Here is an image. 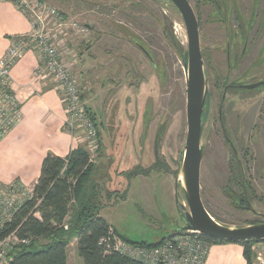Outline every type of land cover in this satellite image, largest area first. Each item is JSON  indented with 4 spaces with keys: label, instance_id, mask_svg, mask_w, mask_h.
<instances>
[{
    "label": "rangeland",
    "instance_id": "obj_1",
    "mask_svg": "<svg viewBox=\"0 0 264 264\" xmlns=\"http://www.w3.org/2000/svg\"><path fill=\"white\" fill-rule=\"evenodd\" d=\"M43 1L68 22L86 29L81 36L70 31L63 42L71 72L100 132L101 149L89 162L92 171L85 186L94 193L92 190L88 196L101 208L111 205L103 212L104 218L131 242L156 243L182 230L183 212L167 187V181L175 184L170 172L180 167L186 136L185 74L178 50L187 52V39L178 11L156 0ZM237 1L246 18L251 1ZM188 2L198 21L211 95L201 137L202 203L225 226L264 222V87L248 93L231 91L222 107L225 129L251 187L252 211L239 205L232 194L231 189L241 193L236 183H230L231 177L239 180V173L217 122L226 83L237 79L264 81V26L259 24L263 14L257 9V23L251 29L245 55L235 64L231 62L229 69L224 29L213 21L214 8L202 0ZM230 11L239 34L235 13ZM9 92L16 97L15 91ZM156 161L158 168L150 170ZM178 195L187 209L180 187ZM120 198L126 200L121 202ZM43 244L45 241L39 239L38 245ZM67 264H83L74 239L67 246Z\"/></svg>",
    "mask_w": 264,
    "mask_h": 264
},
{
    "label": "built area",
    "instance_id": "obj_2",
    "mask_svg": "<svg viewBox=\"0 0 264 264\" xmlns=\"http://www.w3.org/2000/svg\"><path fill=\"white\" fill-rule=\"evenodd\" d=\"M8 1L32 20L34 29L27 37L12 43L0 57V141L21 118L18 101L9 92L14 91L10 69L28 50H33L39 62L36 76L47 77L54 84L64 109V129L68 134L82 138L90 162L100 151L99 128L83 103L63 42V37L70 31L79 36L86 29L68 22L62 13L43 0ZM32 193L33 189H26L19 182L6 185L0 182V227L12 221ZM29 242L30 239H18L14 233L0 241V264L9 263L11 258L7 255L14 246ZM98 246L105 254L115 252L143 264H204L210 244L197 231L182 229L164 238L159 246L147 248L124 241L109 228ZM252 249L256 264H264V240L255 243Z\"/></svg>",
    "mask_w": 264,
    "mask_h": 264
},
{
    "label": "trees",
    "instance_id": "obj_3",
    "mask_svg": "<svg viewBox=\"0 0 264 264\" xmlns=\"http://www.w3.org/2000/svg\"><path fill=\"white\" fill-rule=\"evenodd\" d=\"M156 1L175 9L169 0ZM178 55L184 66L187 52L179 49ZM262 87L264 86L254 90ZM158 166L159 162L156 161L150 170ZM91 171L84 149H75L66 158L50 153L44 157L32 196L18 209L11 222L0 227V241L12 233L18 239H30L27 245H16L8 252L7 256L11 258L8 264H67V246L73 239L76 240L77 253L83 264H143L115 252L105 254L98 246L99 240L107 235L110 226L99 217V204L88 196L93 190L89 193L85 187L89 183ZM238 183L240 186L241 179ZM236 200L239 205L248 208V205ZM120 238L147 248L157 247L163 241L148 244ZM201 238L210 245L240 244L246 264L253 262L255 255L252 248L255 243L260 242L221 241L202 235ZM39 239H43L45 244L38 245Z\"/></svg>",
    "mask_w": 264,
    "mask_h": 264
},
{
    "label": "crops",
    "instance_id": "obj_4",
    "mask_svg": "<svg viewBox=\"0 0 264 264\" xmlns=\"http://www.w3.org/2000/svg\"><path fill=\"white\" fill-rule=\"evenodd\" d=\"M33 29L32 20L12 2L0 0V57L12 43L27 37ZM38 65L35 52L28 50L10 69L21 118L0 141V182L5 185L19 182L26 189H33L39 177L42 160L47 154L66 158L73 150L84 149L81 137L72 136L65 131L61 97L49 78L36 76ZM83 103L98 124L84 100ZM137 179L139 177L133 181ZM167 187L172 198H175V184L167 181ZM119 200L123 202L126 199ZM116 204L117 202H114V205ZM109 207L111 205L101 208L99 217L105 220L119 237L127 239L104 218L103 212L109 210ZM142 241L151 244L147 240ZM204 264H246L243 247L237 243L211 244ZM251 264H256V261L253 260Z\"/></svg>",
    "mask_w": 264,
    "mask_h": 264
},
{
    "label": "water",
    "instance_id": "obj_5",
    "mask_svg": "<svg viewBox=\"0 0 264 264\" xmlns=\"http://www.w3.org/2000/svg\"><path fill=\"white\" fill-rule=\"evenodd\" d=\"M169 1L181 17L187 39V56L183 66L185 74L186 136L180 167L176 173L170 172L175 179V199L183 212V230H194L202 236L221 241H262L264 240V222L238 227L225 226L217 222L206 211L202 203L200 196L201 134L208 90L200 48L199 28L195 13L188 0ZM133 42L150 59L145 49L135 40ZM261 86H264V81L242 88L252 90ZM179 187L184 194L187 209L179 200ZM248 208L252 211L249 204Z\"/></svg>",
    "mask_w": 264,
    "mask_h": 264
},
{
    "label": "flooded vegetation",
    "instance_id": "obj_6",
    "mask_svg": "<svg viewBox=\"0 0 264 264\" xmlns=\"http://www.w3.org/2000/svg\"><path fill=\"white\" fill-rule=\"evenodd\" d=\"M202 1L206 5H212V7L214 8L213 13L215 14L213 21H215L218 25H220L224 29L225 59L227 61L228 68L230 69L232 67L231 62H232V64H235L238 61V59L244 57V55H245V51L247 50L248 43L250 42L249 37L251 34L250 33L251 29L254 27V24L257 23L256 17H255V15L257 13V9L258 10L261 9V12H262L263 18H264V0H250L251 1L250 2L251 6L249 9L250 12L246 18L242 17L241 12L238 9V5H237L238 1L237 0H221V2H219L218 0H202ZM229 1H230V3H229ZM230 9L232 10V12L235 13L234 14L235 15L234 20L237 24L239 34L237 33V31L234 30V26L232 25ZM263 18H261L259 24L264 26V21H263L264 19ZM240 44L242 45V49L239 51V45ZM262 45H264V42ZM201 54H202V52H201ZM202 59H203V57H202ZM255 83H257V81H255V82L252 81V82L248 83L246 80H243V79H241V80L237 79L233 82L226 83V85H224L223 89H222V94H221V98H220L221 103H220L218 113H217V122L221 127V133L223 136L224 146H225L226 150L229 152V154H231L232 157L234 158L236 171H237V173H239V180L241 179V185L239 186V183H238L239 180H237V176L230 178V183H232V182L236 183L238 188L241 189V191H242L240 194H238L235 190L231 189L233 192L232 194L234 197H236V199H239L238 201L243 202V204H245V205H248V204L250 205L249 197H248V191L251 190V187H250L248 181H246V179L244 177V172L242 170L243 166L241 164V160L236 155V151H235V147L233 145V142H232L231 138L229 137V135L225 129V121H224V114H223L222 107H223V102L225 101V97L228 93H230L231 91L236 92V93L237 92L238 93H240V92H242V93L252 92L256 88H254L252 90H248V89L242 88V87L249 86V85H252ZM210 98H211V95H209V93H208L205 109L203 112L204 119H203V127H202L201 137L204 133L205 124L208 120V109H209L208 107H209ZM244 149L246 151L247 147H244ZM202 156H203V149H202ZM230 172L232 173V171H230ZM230 187H229V189H230Z\"/></svg>",
    "mask_w": 264,
    "mask_h": 264
}]
</instances>
